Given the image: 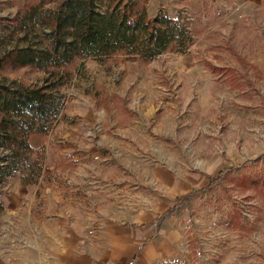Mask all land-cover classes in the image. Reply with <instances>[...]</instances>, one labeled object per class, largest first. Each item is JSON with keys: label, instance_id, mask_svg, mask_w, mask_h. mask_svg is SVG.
<instances>
[{"label": "rangeland", "instance_id": "obj_1", "mask_svg": "<svg viewBox=\"0 0 264 264\" xmlns=\"http://www.w3.org/2000/svg\"><path fill=\"white\" fill-rule=\"evenodd\" d=\"M59 3L0 0V58L43 45L27 9L37 6L41 20ZM146 8L179 17L193 43L151 60L111 54L66 65L59 119L29 138L27 158L42 168L32 180L17 171L1 187L2 199L20 201L0 212L8 255L14 225L17 240L39 238L23 233L22 196L36 193L41 223L61 213L65 232L76 220L142 227L131 264H264V0H149ZM3 60L5 85L22 90L48 76Z\"/></svg>", "mask_w": 264, "mask_h": 264}, {"label": "trees", "instance_id": "obj_2", "mask_svg": "<svg viewBox=\"0 0 264 264\" xmlns=\"http://www.w3.org/2000/svg\"><path fill=\"white\" fill-rule=\"evenodd\" d=\"M148 1L60 0L41 20L37 6L28 7L31 25L43 30V45L12 48L0 63L5 59L19 66L30 65L46 70L48 76L41 84L22 90L0 82V192L17 171H23V180H32L42 168V163L27 158L26 153L33 151L29 137L47 134L59 119L65 104L60 86L70 75L66 65L111 54L151 60L163 52L184 53L193 43L179 17L161 9L150 16Z\"/></svg>", "mask_w": 264, "mask_h": 264}, {"label": "crops", "instance_id": "obj_3", "mask_svg": "<svg viewBox=\"0 0 264 264\" xmlns=\"http://www.w3.org/2000/svg\"><path fill=\"white\" fill-rule=\"evenodd\" d=\"M36 197H39L36 193L22 196L25 208L23 233L34 237L39 234L38 240L26 239L24 243L17 240L21 228L14 225L7 235L10 239L13 233L16 240H13L14 245H9V255L5 253V246L0 244V264H131L135 256H140L139 248L144 245L145 235L143 228L136 227V223L110 219L101 220L96 227L94 222L76 220L67 226L70 231L65 232L61 213L55 212L59 216L53 222L41 223L46 217L37 216L31 208ZM19 202L17 198L13 202L2 199V211H15Z\"/></svg>", "mask_w": 264, "mask_h": 264}]
</instances>
